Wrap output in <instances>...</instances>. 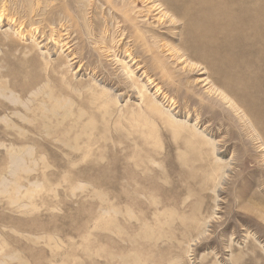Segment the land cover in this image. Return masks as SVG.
Instances as JSON below:
<instances>
[{
    "label": "rangeland",
    "instance_id": "obj_1",
    "mask_svg": "<svg viewBox=\"0 0 264 264\" xmlns=\"http://www.w3.org/2000/svg\"><path fill=\"white\" fill-rule=\"evenodd\" d=\"M113 3L0 0V264H264V118L167 50L184 20Z\"/></svg>",
    "mask_w": 264,
    "mask_h": 264
},
{
    "label": "bare ground",
    "instance_id": "obj_2",
    "mask_svg": "<svg viewBox=\"0 0 264 264\" xmlns=\"http://www.w3.org/2000/svg\"><path fill=\"white\" fill-rule=\"evenodd\" d=\"M135 1L136 0H132V2ZM142 1L148 5L146 13H153L156 16V23L160 26H165L166 22H169L167 27H172L173 25H178L179 21L184 20L181 21L184 23L182 32L183 42L181 44L178 43L179 45H177V48L176 46L174 48L172 46L173 44H170L167 50H171L172 55L180 59L184 64L183 68L188 67V69H194L196 68V66L193 67L195 64L189 60V57H192L191 54L193 53H188V50L190 48L192 49L194 44L197 46L198 50L195 51L203 55L205 63V65H203L210 71L209 77L206 75V78L202 79L204 83L206 81L205 84H208L206 88L209 94L214 96L217 95L220 98L219 100L226 101L227 103L229 102V106L232 109H240L241 106L246 107L247 110L244 109L246 111L245 115H248L253 120L257 121V118H264V111L262 109L264 97L262 96L257 99L255 97V99H252L248 96L251 89L253 91H264V0ZM105 2L109 7L116 8L113 0H105ZM129 3L130 2L124 5L122 4L120 10L127 12L128 9L131 8V3ZM118 5L120 6L121 4ZM169 9L174 11L172 15H170L172 12L169 14L170 16L168 15ZM235 23L238 25V28L234 25ZM218 24L234 27V29L232 28L234 34L227 28H219ZM167 27L165 26V28ZM219 29L224 31H219ZM249 30H254V45L252 47L247 43L241 45L247 48V52L253 53V58L257 61V66L254 68L255 70L253 72L251 71L253 75H250V73L246 71L244 62L236 59L238 57L237 55V57L234 56L237 48L233 47L235 40L232 41L235 34L239 35L244 40ZM218 35H223L224 41H217L216 37ZM158 40L160 41V39ZM162 43L164 44V42ZM185 51H187V53ZM232 51L233 54L231 55ZM200 65L201 64H199V66ZM238 72L239 74H236ZM257 79H259V81H257ZM237 82L244 85L243 89L241 88L239 90L235 87ZM234 93L238 94L237 98ZM241 97L245 100L248 98L245 105L240 102ZM254 114H257V116L254 117ZM240 117H244V115Z\"/></svg>",
    "mask_w": 264,
    "mask_h": 264
}]
</instances>
